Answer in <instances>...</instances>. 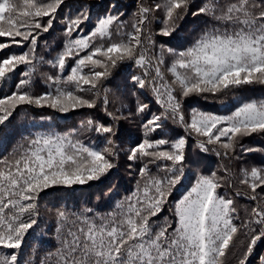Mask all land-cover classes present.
<instances>
[{
  "label": "snow or ice",
  "instance_id": "snow-or-ice-1",
  "mask_svg": "<svg viewBox=\"0 0 264 264\" xmlns=\"http://www.w3.org/2000/svg\"><path fill=\"white\" fill-rule=\"evenodd\" d=\"M0 150V264H264V0H0Z\"/></svg>",
  "mask_w": 264,
  "mask_h": 264
},
{
  "label": "trees",
  "instance_id": "trees-1",
  "mask_svg": "<svg viewBox=\"0 0 264 264\" xmlns=\"http://www.w3.org/2000/svg\"><path fill=\"white\" fill-rule=\"evenodd\" d=\"M67 2L71 4V3L74 2V0H67ZM89 2H90V3H96L97 0H89ZM104 2L107 3L108 0H104ZM197 2H199V0H197ZM127 3H129L130 5H133V4L135 3V0H127ZM189 27H191V25H189ZM260 94H261V93L259 92V90H257V91H255V92L248 93L247 95H250V96H257V95H260ZM200 103H201L202 106L207 107V108H209V109H214V108H218V107H219V105H213V104H211L210 102H204V101H201ZM61 123L63 124L64 122H61ZM77 123H78V121H77ZM68 124H69V125H72V124H73V121H69ZM62 130H63V129H62ZM251 142H252L253 144H258V143H259L258 140H256V141H251ZM9 150H10V145H9ZM2 154H3V152H2V150H0V155H2ZM255 156H256V159H257V160L261 159V157H260V155H259L258 153L255 154ZM260 252H264V248H259V249H257V254H259ZM251 259H253V264H255V257H253V258H251Z\"/></svg>",
  "mask_w": 264,
  "mask_h": 264
}]
</instances>
